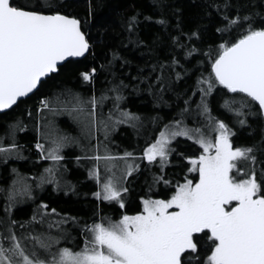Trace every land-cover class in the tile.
Returning a JSON list of instances; mask_svg holds the SVG:
<instances>
[{
  "label": "snow or ice",
  "instance_id": "1",
  "mask_svg": "<svg viewBox=\"0 0 264 264\" xmlns=\"http://www.w3.org/2000/svg\"><path fill=\"white\" fill-rule=\"evenodd\" d=\"M158 3L167 6L162 0ZM66 4L67 0L63 4L0 0V110L40 93L34 148L40 159L52 164L35 177V187L59 186L65 170L62 152L75 145L84 153L75 157L77 163L92 161L88 175L97 185L92 196L123 211L118 219L99 216L80 225L78 235L83 239L71 246L73 237L63 225L79 221L55 208L49 210L44 203L31 217L29 228L17 232V226L25 229V225L11 218V209L17 197H33V184L13 169L18 178L2 189L6 195L0 218V264H264V4L257 11L253 0H204L200 19L208 24L196 23L187 31L178 18L176 34L169 33L172 51L167 58L153 63L149 75L141 69L133 79L148 81L149 92L168 90L166 70L171 82L195 79L176 95L171 119L151 118L153 127L143 133L145 146L139 152L122 153H114L107 144L101 151L102 142L96 137L93 144L92 139L94 132H103L107 141L119 124L143 128L138 114L120 106L129 86L124 80H114L99 95L94 88L89 95L70 87L52 94L41 91L67 65L79 63L76 58L90 56L97 42L87 18L61 10ZM92 8L88 0L89 15ZM156 23L169 27L167 18ZM124 24L131 40L139 15H130ZM209 26L211 42L204 39ZM136 42L144 43L138 36ZM112 55L120 58L115 50ZM96 75V67L77 74L89 85ZM214 96L216 109L223 110L227 120L214 114ZM109 100L112 108L105 116L103 107ZM45 113L52 117L67 113L88 143L62 134ZM22 130V121L8 125L9 142L0 136V159L21 156L23 146L15 134ZM240 130L248 132L251 143L235 142ZM181 137L192 142L189 148L198 146L196 151H179ZM143 161L151 179H146V191L139 196V210L129 213L126 184ZM170 166L179 172H167ZM46 217L45 230L31 227L43 226Z\"/></svg>",
  "mask_w": 264,
  "mask_h": 264
},
{
  "label": "trees",
  "instance_id": "2",
  "mask_svg": "<svg viewBox=\"0 0 264 264\" xmlns=\"http://www.w3.org/2000/svg\"><path fill=\"white\" fill-rule=\"evenodd\" d=\"M60 2L63 4L64 0H60ZM91 2L93 5L91 15H89L88 0H67V4L61 10L71 12L81 18H87L88 22L93 25L91 34L97 42L93 47L92 54L78 60L79 63L67 65L61 75L56 77L55 80L49 81L41 91L52 94L60 88L70 87L85 95H89L94 88L96 94L99 95L102 90L111 87L114 80H124L125 84L129 86L123 90L124 100L120 106L121 108H130L138 114L143 122V128L121 126L119 127L120 133L116 135L115 141L118 146L139 152L141 147L145 146L144 129L153 127L151 118L159 115L166 119H171L176 111L173 107L176 103V95L191 85L195 76H191V78L184 77L181 81L171 82V77H169V73L166 70L164 75L168 90L164 92H160L156 88L149 92L147 90L148 81L138 83L133 78L141 75L139 71L141 69L144 76L149 75L150 67L153 63L163 62L167 58L172 51L169 33L172 35L176 34L175 25L178 18L182 21L181 26L185 31L196 23L208 24V21L200 19L204 0H162L163 4L167 5L166 7H161L158 0H91ZM253 3L257 5V11H261L260 5L264 4V0H253ZM132 14L139 15L140 24L137 32L131 34V40H129L130 33L127 31L124 21ZM145 17H152V20H145ZM160 18H167L169 27L165 28L156 23ZM101 24H103V27H100ZM211 31L212 29L209 26L208 31L204 33V39L208 42H211L212 39ZM137 36L139 40L144 42L143 44L136 42ZM113 50L119 54L120 58H113ZM93 56L95 59H92ZM109 61H113V63L109 65ZM181 63L184 64V61L181 60ZM192 64H195V60L192 61ZM102 65L103 67H101ZM184 66L187 68L192 67V65ZM91 67L97 68L94 84L81 83L77 76L78 72ZM155 75L156 73L152 74L151 78L153 80ZM39 98L40 93L32 95L10 111L0 114V136L5 133L9 124L20 121L29 112L37 117L36 107L39 104ZM215 100L214 96V114L221 118L224 112L216 109ZM111 108V100L106 101L103 112L108 114ZM225 118L226 120L228 119L227 116ZM22 127L24 129L23 125ZM17 134L19 145L23 146L22 153H24L25 157H22L23 159L19 162L14 161L13 164L16 165L17 172L19 171L21 174L27 172L33 175L36 171L30 169V163L32 160L40 159L37 155V150L34 148L37 133L30 128L26 132H23V130L17 131ZM97 134L96 132L95 137ZM180 141L179 151L195 152L198 148L195 145L189 148V145L192 144L191 141ZM235 142L238 144L251 143L248 132L245 130L238 131ZM63 155L65 163L70 165L75 154L66 152ZM43 163L45 164L46 162ZM142 163L143 165L147 164L146 162ZM185 163L187 162L185 161ZM12 167L11 164H5L4 160L0 159V218L4 217L6 195L2 189L11 186L13 179H17V176L13 175L14 173L11 174ZM69 167V179L65 180L66 183L61 189H58L60 190L57 191L58 193L53 192L49 187L44 194L38 199L36 198V201L15 204L16 206L18 205V208L15 206L17 209L11 213V218L25 225V229H20L17 226V232H22L29 228L31 217L38 211L41 203H46L50 208H55L60 215L76 217L79 221L77 224L69 220L67 224L63 225L73 237V240L69 241L68 246H71L73 242L82 241L83 238L78 235V231L83 223H90L93 219H98L99 216L111 217L112 219L119 218L120 212L123 210H120L118 205L96 200L92 196V193L97 190V185L95 181L89 179L87 167L73 168L72 165ZM166 171L178 173L179 169L175 166H170ZM146 179H151V173L144 166L128 179L126 186L129 188V192L128 198L125 199L128 205L126 210L129 213L139 210V196L146 191ZM94 211L98 215L94 216ZM58 218L59 216L56 217V219ZM48 219V217L45 218L46 223L43 226L39 223H32L31 226H35L36 230H45ZM53 231L55 232V229Z\"/></svg>",
  "mask_w": 264,
  "mask_h": 264
},
{
  "label": "rangeland",
  "instance_id": "3",
  "mask_svg": "<svg viewBox=\"0 0 264 264\" xmlns=\"http://www.w3.org/2000/svg\"><path fill=\"white\" fill-rule=\"evenodd\" d=\"M126 109V108H124ZM128 111L130 112H133L130 108H127ZM135 113V112H133ZM103 114H107V112H103ZM47 119H51V120H54L55 121V125L58 127L59 130H61L62 134H67L69 136H72V137H77L81 140V143L83 144H87L88 141L86 139H84V137L81 135V131H80V128L79 126L73 122V120L67 115V113H64V114H59V115H56L54 117L52 116H49L47 113L44 114ZM106 116V115H105ZM225 114L223 113V116L221 117L222 119H225ZM37 118V119H35ZM20 121H22V125L24 126V129H23V132H26V131H29V129H33L35 130V132L37 133L36 131V126L37 124L39 123L40 121V116L39 114H37V117L35 115H27L24 116L22 119H20ZM45 123H47V121L45 120ZM124 125H127V127H130L132 128V125L131 124H119L117 125V129H114L111 133H110V136H109V139L107 141L104 140V135H103V132H98L97 136L99 138V140L102 142L101 143V151H103V146L104 144H107V146L115 153V152H120L122 153L125 149L127 150H132L130 148H126V147H122V146H118V144L116 143L115 141V137L116 135H118V133H120L119 131V127L121 126H124ZM128 128V129H130ZM129 133V132H128ZM95 134L96 132H94V136H93V139H92V143L95 144L96 141L94 142V140L96 139L95 137ZM1 136H4V139H5V143H8L9 142V138L7 136H5V133L2 134ZM15 139H16V142L19 144V139H18V134L16 132L15 134ZM179 140H186V138H178ZM22 152H23V148H22ZM66 152H72L75 154V157L77 156H83L84 153L81 151V149L75 145H72V146H69L68 148H65L62 152V155L63 153H66ZM91 154V153H89ZM22 157H25L24 153L21 154V156H11L9 157L6 161H4L5 164H11L12 167V170L13 169H17L16 168V165L13 164L14 161H21L23 158ZM73 159V162L70 164L73 166V168H86L87 169V174H88V171H89V168L92 167V161L90 160H81L79 163H77L76 159ZM43 162H46L45 164ZM143 162H146V161H143ZM142 163V162H141ZM147 163V162H146ZM52 164V162L50 160H45V159H38V160H32L31 163H30V169H33V171H36L33 175L28 174L27 172H23L22 175L19 171L16 172L20 174V177L23 178L24 176V179H26L29 183H32L33 184V194H35V196H33L32 198H29V197H17V203L18 204H21V203H30L32 201H36V198L38 199V197H40L42 194H44L47 190V188H51V190L55 193H58L57 191H60L58 189H61L64 184L66 183L65 180L66 179H69L68 176L70 175V170H69V164L65 163V160L62 161V164L65 166V170L63 172V176L60 180V184L59 186L55 185V184H45L42 188H36L35 187V177L38 176L40 173L43 172L44 168L50 166ZM142 167H143V163H142ZM141 167V168H142ZM38 169V170H37ZM11 170V174H13L14 172ZM141 170V169H140ZM101 173L103 175V168L101 167ZM135 173H133L134 175ZM14 176H17L16 173L13 174ZM89 179L95 181L92 177H90L88 175ZM131 177V176H130ZM128 177V179L130 178ZM18 178V177H17ZM96 182V181H95ZM12 185V184H11ZM97 191V190H96ZM125 198H128V193L126 194V197ZM40 199V198H39ZM96 199V198H95ZM97 200V199H96ZM16 203V204H17ZM16 205H14V208L12 207L11 209V213H13V211H15V209L18 208V205L15 207ZM31 227H34L35 229H37L35 226H31ZM38 231H41V230H38Z\"/></svg>",
  "mask_w": 264,
  "mask_h": 264
},
{
  "label": "water",
  "instance_id": "4",
  "mask_svg": "<svg viewBox=\"0 0 264 264\" xmlns=\"http://www.w3.org/2000/svg\"><path fill=\"white\" fill-rule=\"evenodd\" d=\"M85 58V57H84ZM77 60H81V59H83V58H76ZM32 95H30L29 97H31ZM29 97H27V98H29ZM27 98H23V100H26ZM14 107H16V106H14ZM13 107V108H14ZM12 108V109H13ZM11 110V109H10ZM10 110H0V114H2V113H5V112H8V111H10Z\"/></svg>",
  "mask_w": 264,
  "mask_h": 264
},
{
  "label": "flooded vegetation",
  "instance_id": "5",
  "mask_svg": "<svg viewBox=\"0 0 264 264\" xmlns=\"http://www.w3.org/2000/svg\"><path fill=\"white\" fill-rule=\"evenodd\" d=\"M16 162H19V161H16ZM44 204H46V203H44ZM48 205V204H47ZM50 207L48 206V209H49ZM50 209H52V208H50Z\"/></svg>",
  "mask_w": 264,
  "mask_h": 264
}]
</instances>
